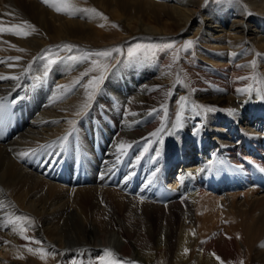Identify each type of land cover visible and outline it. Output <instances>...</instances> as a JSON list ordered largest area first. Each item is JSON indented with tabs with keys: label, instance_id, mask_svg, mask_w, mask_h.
Instances as JSON below:
<instances>
[{
	"label": "bare ground",
	"instance_id": "1",
	"mask_svg": "<svg viewBox=\"0 0 264 264\" xmlns=\"http://www.w3.org/2000/svg\"><path fill=\"white\" fill-rule=\"evenodd\" d=\"M71 2L107 19L0 0L3 26L35 27L0 35V75L20 77L0 80L15 109L0 139V264H101L105 249L123 264H264V0ZM136 40L162 46L86 56ZM189 40L176 64L163 46Z\"/></svg>",
	"mask_w": 264,
	"mask_h": 264
},
{
	"label": "snow or ice",
	"instance_id": "2",
	"mask_svg": "<svg viewBox=\"0 0 264 264\" xmlns=\"http://www.w3.org/2000/svg\"><path fill=\"white\" fill-rule=\"evenodd\" d=\"M43 2L45 4H48L49 6H51L55 11H57L58 13H63L66 15H76L78 12H91L94 13L97 16H101L103 19H107L106 17H103L102 13L97 12L96 9H81V8H77L72 2L71 0H43ZM5 15H10V13H6ZM103 26V25H101ZM113 27H118V25L113 24ZM35 31V27L27 22H24L22 25H11L10 27H5L3 26V23L0 22V35H3L5 33L7 34H12L21 38H26L27 36L31 35L32 32ZM193 41L189 40L186 42V44L184 45V49L187 50L188 48H191L193 46ZM13 47H15L13 45ZM64 49H67L69 52L72 51L73 46L72 45H64L62 46ZM157 46L156 45H142V44H136L135 47H130L127 51V55L129 58H138V53L141 52L142 50H147V52H150L154 55V52L156 50ZM163 48L166 49H172L174 48L173 44H167L165 46H163ZM163 48L161 50H163ZM19 51H24L23 49H18ZM122 50L120 48H114V49H109V50H103V51H97L95 53H87L86 56H97V57H111L113 55V53H120ZM259 55V54H258ZM10 60L15 59V60H19L20 57H15V58H9ZM68 59L70 60H75L76 57L75 56H69ZM2 62V61H0ZM55 60L52 59H48V63L49 65L55 63ZM10 66H14V65H10ZM252 66L255 67V62L252 63ZM47 73H45L46 75ZM85 75H87V73H85ZM3 79H13V80H19L20 77L18 76H4V75H0V80ZM104 79L103 75L99 76V77H94L89 81L88 87L92 88L93 90H95L96 87H98L99 83ZM240 79H249V77H241ZM63 87V86H61ZM253 89L251 88V86L247 87V88H243V89H237V91L241 92V93H250ZM259 91V90H257ZM264 98V97H262ZM89 99H91V93H89ZM179 101H180V111L177 113L176 117H175V124L173 125V129L172 131H174L175 129H178L179 127H181V121H182V115L181 113H183L185 106H186V101H187V97L181 96L179 97ZM4 105L3 103H0V115L3 114V110H4ZM85 107H87V104H85ZM194 110L198 109L199 112L201 114L203 113H209V112H213L216 109L212 106H204V105H193L192 106ZM153 111H157V110H153ZM159 111L164 113L165 118L167 117V109L164 105H161V108L159 109ZM79 115V113H77ZM69 123H74L73 121H69ZM167 125L166 122H162L160 128H158L156 131L152 132L150 135L153 137H157L160 138V141L162 142V133H165V129H166ZM74 131V129H73ZM198 131V129H197ZM166 134H171V131L167 132ZM69 135H71V133H69ZM67 140V136L63 138V140L61 141V143H63L64 141ZM52 145H41L39 149H34L31 150L30 152H23L20 153L21 156L26 157V156H31V155H36L39 151H43L47 148H51ZM119 149L121 151H123L126 147V145L124 144H120ZM259 167V166H258ZM260 171L264 172V167L260 168ZM28 218H20L17 217L15 218V221H12L13 223L17 222V221H22V220H27ZM27 229L23 226H21L20 231L21 233L26 231ZM23 239L25 240H30L29 237L27 236H22ZM35 243H40L39 241H32ZM7 243V242H6ZM29 252H34V250L29 247L28 248ZM38 251L40 258L41 259H45L46 256L48 255V253H46L43 249H39L36 250ZM187 251V250H185ZM105 257L101 258V264H123V261H121L120 259H118L116 257V254L110 250V249H105ZM35 254V252H34ZM215 255V254H213ZM23 258V257H20ZM217 260H220V257H216ZM220 264H224V262L221 260ZM240 264H243V262L241 261Z\"/></svg>",
	"mask_w": 264,
	"mask_h": 264
},
{
	"label": "rangeland",
	"instance_id": "3",
	"mask_svg": "<svg viewBox=\"0 0 264 264\" xmlns=\"http://www.w3.org/2000/svg\"><path fill=\"white\" fill-rule=\"evenodd\" d=\"M136 44H142V45H156L157 46V48H156V50H155V52H154V55L152 54V53H150V52H147V50H142L141 52H139L138 53V55H143V56H146V58H152V57H154L155 55H156V53L159 51V49H160V47L162 46L161 45V43L160 42H158V41H140V40H136V41H131L130 42V44H128L127 46H126V51L124 52L123 51V48H121V52L123 53V54H126L127 55V51H128V49L130 48V47H135V45ZM184 42H177L176 44H175V48H173V49H175L174 50V57H173V60H174V62L177 64V63H180L181 62V59H182V54L185 52V49H184ZM128 56V55H127ZM148 56V57H147ZM152 56V57H151ZM100 60H102V58L101 57H97V56H95V61L96 62H99ZM123 91H125V90H122V92ZM126 92V91H125ZM125 92H123V93H125ZM174 171H173V173H178V171H179V169H178V166H175L174 167V169H173ZM7 230H9V228L7 229ZM7 230H5V234L7 235V233H9V231H7Z\"/></svg>",
	"mask_w": 264,
	"mask_h": 264
}]
</instances>
